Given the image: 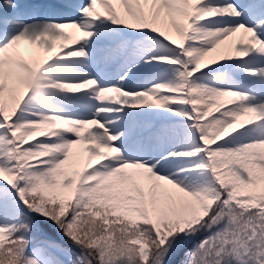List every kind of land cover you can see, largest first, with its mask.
Listing matches in <instances>:
<instances>
[{
	"label": "snow or ice",
	"instance_id": "6c2138e0",
	"mask_svg": "<svg viewBox=\"0 0 264 264\" xmlns=\"http://www.w3.org/2000/svg\"><path fill=\"white\" fill-rule=\"evenodd\" d=\"M0 264H264V0H0Z\"/></svg>",
	"mask_w": 264,
	"mask_h": 264
}]
</instances>
